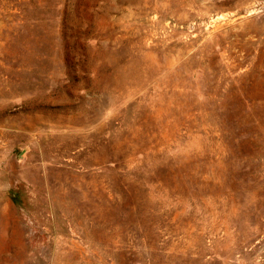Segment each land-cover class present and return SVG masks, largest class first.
<instances>
[{"label": "rangeland", "instance_id": "obj_1", "mask_svg": "<svg viewBox=\"0 0 264 264\" xmlns=\"http://www.w3.org/2000/svg\"><path fill=\"white\" fill-rule=\"evenodd\" d=\"M0 264H264V0H0Z\"/></svg>", "mask_w": 264, "mask_h": 264}]
</instances>
